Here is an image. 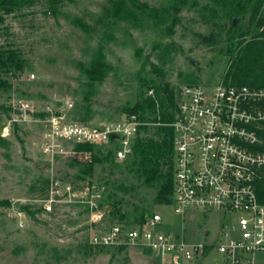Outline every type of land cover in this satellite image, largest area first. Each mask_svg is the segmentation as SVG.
<instances>
[{"label": "rangeland", "instance_id": "rangeland-1", "mask_svg": "<svg viewBox=\"0 0 264 264\" xmlns=\"http://www.w3.org/2000/svg\"><path fill=\"white\" fill-rule=\"evenodd\" d=\"M136 1L152 6L166 3ZM109 6L110 0H62L61 14L54 17L46 13L45 0H40L5 16L0 47L20 52L27 67L22 73L2 74L10 88L0 90V264H161L159 258L141 248H102L89 243L94 230L117 224L109 214L112 194L123 200L127 210L138 206L147 208L148 215L161 214L170 222L161 228L162 232L184 230L188 238L202 242L219 236L222 224L228 221L224 218L227 215L217 210L199 211L193 219L183 221L171 205L155 202L156 190L147 188L127 162L97 164L93 175L84 177L80 168L91 162L92 155L53 161L44 156L43 125L37 120L47 115L46 107L53 112H68L72 120L95 125L124 117V109L139 100L143 61L150 57L151 62L158 64L154 52L157 42L174 40L182 47L183 51L168 67L166 80L172 86L182 84L179 72H190L196 85L206 88L223 80L229 64V55L221 52L225 42L212 46L200 43L197 34L209 36L210 29L195 13L184 11L176 34L167 38L149 25L140 29L125 23L113 26L112 18L105 14ZM74 18L83 20L88 28L75 25ZM100 41L113 70L94 88L90 112L86 114V78L80 67L90 62ZM192 58L195 64L191 63ZM140 75L150 78L149 64ZM16 100L31 102L34 113L12 124L11 133L5 136L3 130L14 117L12 106ZM67 101L74 104L70 111L66 109ZM53 179L74 185L77 195L73 202L49 201ZM90 183L105 187V218L100 223L91 221L87 205L79 202ZM121 185L126 191L119 190ZM256 261L264 264V253L257 254Z\"/></svg>", "mask_w": 264, "mask_h": 264}, {"label": "built area", "instance_id": "built-area-1", "mask_svg": "<svg viewBox=\"0 0 264 264\" xmlns=\"http://www.w3.org/2000/svg\"><path fill=\"white\" fill-rule=\"evenodd\" d=\"M154 95V89L149 90ZM67 101L66 109L73 108ZM20 110L19 115L15 111ZM13 118L4 128L31 117V102L16 100ZM37 121L43 125L42 152L50 160L89 156L78 145L106 146L118 163L132 154L141 127L147 123L128 114L95 125L72 120L68 112H53ZM174 129V192L171 207L186 221L199 211L217 210L227 215L219 236L210 242L188 238L184 230L162 232L170 222L151 213L141 225L113 224L92 232L95 247L132 246L150 251L161 264H258L264 253V204L256 193V181L264 171V87L226 84L220 80L211 88L182 85ZM51 202H73V184L53 179ZM79 201L87 205L91 221L102 222L105 187L92 183ZM51 204V203H50ZM51 210V205L47 206Z\"/></svg>", "mask_w": 264, "mask_h": 264}, {"label": "trees", "instance_id": "trees-1", "mask_svg": "<svg viewBox=\"0 0 264 264\" xmlns=\"http://www.w3.org/2000/svg\"><path fill=\"white\" fill-rule=\"evenodd\" d=\"M40 0H0V30L5 23V16L21 12L33 6ZM47 14L57 17L61 14L62 0H45ZM105 14L112 18L113 26L125 23L130 27L151 29L160 32L162 37L172 38L177 27L182 24V13L193 12L200 21L208 26L210 42H204V35L197 34L200 43L212 46L225 42L221 52L229 55V64L223 76L226 84L264 87V0H166L160 6H152L147 2L136 0H110ZM239 22L233 26V20ZM246 21V26L242 23ZM72 22L83 29L88 26L80 18ZM182 47L174 40L157 42L154 52L158 64L143 61L141 72L150 65V78L139 73L141 94L132 107L124 109L126 115L134 114L147 123L141 127L136 140L133 154L125 161L127 167L138 173L143 184L156 190L155 202L159 205H171L174 192V129L173 122L178 112V100L182 85H196L190 72H179L182 84L179 87L167 82L169 66ZM139 55V54H138ZM27 63L21 53L0 47V90H8L10 84L2 77L8 72L22 73ZM86 78L87 91L84 94L85 113L90 112V99L96 85L102 84L113 70L104 53L103 41L93 50L90 62L80 67ZM152 75V76H151ZM163 78V81H161ZM154 89V95L149 96V90ZM84 122V121H82ZM78 151L89 152L91 162H85L80 173L91 177L97 164L117 162L112 149L98 145H78ZM264 150V147H263ZM89 185V184H88ZM91 185V183H90ZM119 190L126 188L121 185ZM256 193L259 201L264 204V171L256 181ZM109 214L117 224L141 225L148 216L147 208L127 210L123 200L112 194L108 200Z\"/></svg>", "mask_w": 264, "mask_h": 264}, {"label": "water", "instance_id": "water-1", "mask_svg": "<svg viewBox=\"0 0 264 264\" xmlns=\"http://www.w3.org/2000/svg\"><path fill=\"white\" fill-rule=\"evenodd\" d=\"M238 22H239V18L234 19L233 20V26H235ZM203 41L204 42H210V38L208 36H204ZM191 63L195 64V59L194 58L191 59ZM161 81H163V78H161ZM15 112L17 114H19V115L22 114V111H20V110H16Z\"/></svg>", "mask_w": 264, "mask_h": 264}]
</instances>
